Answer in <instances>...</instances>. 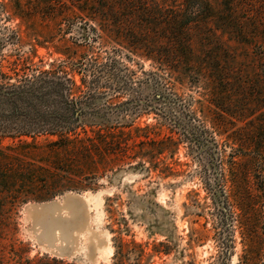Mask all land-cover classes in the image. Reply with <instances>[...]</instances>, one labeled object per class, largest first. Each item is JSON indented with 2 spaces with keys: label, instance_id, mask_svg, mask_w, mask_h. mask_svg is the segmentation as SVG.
Listing matches in <instances>:
<instances>
[{
  "label": "rangeland",
  "instance_id": "374dc122",
  "mask_svg": "<svg viewBox=\"0 0 264 264\" xmlns=\"http://www.w3.org/2000/svg\"><path fill=\"white\" fill-rule=\"evenodd\" d=\"M38 1L0 0L3 55H30L47 64L100 51L92 31ZM236 1L242 5L237 14L256 25L259 35L256 47L240 49L252 62L254 53H264V0ZM1 3H8L7 11ZM19 5L27 10L24 16L11 15ZM123 63L119 79L84 86L83 93H107L97 99L106 110L86 119L116 127L114 139L126 143L110 151L98 146L89 154H40L72 169L61 183L85 186L18 204L0 224V264H264V148L231 150L208 103H196V89L173 85L166 75L158 83L151 61L135 57ZM75 78L80 84V75ZM169 88L187 100L196 121L165 93ZM163 92L167 97L157 101ZM227 129L233 136L234 128ZM70 197L83 203L84 216L70 224V230L80 225L76 240L64 244L37 226L34 209L61 206Z\"/></svg>",
  "mask_w": 264,
  "mask_h": 264
},
{
  "label": "trees",
  "instance_id": "16d2710c",
  "mask_svg": "<svg viewBox=\"0 0 264 264\" xmlns=\"http://www.w3.org/2000/svg\"><path fill=\"white\" fill-rule=\"evenodd\" d=\"M38 3L53 15L79 21L84 29L92 31L100 51L77 61L47 64L33 62L30 55L11 59L0 52L1 225L18 204L51 200L85 186L61 183L72 169L59 158L40 154H89L98 146L108 151L124 146L126 141L114 139L116 127L86 119L88 113L106 110L97 104V99L107 93L88 89L103 79H119L124 59L151 61L156 70L150 73L158 83L163 84L160 79L166 75L173 85L196 89L200 97L196 103L200 108L204 101L208 103L214 124L223 125L224 133L220 134H228L226 143L231 144V150L246 144L264 148V53L252 51V62L241 55L242 46H257L259 35L256 25L237 14L242 5L236 0ZM1 4L7 11L8 3ZM23 7L19 5L11 15L23 17L27 11ZM4 45L0 41V48ZM76 74L80 75V84ZM84 86L88 89L83 93ZM171 90L165 93L196 121V111L182 95ZM156 95L157 101L167 97L164 92ZM230 127L234 128L233 136L229 135ZM235 131L243 135L235 138ZM39 138L45 140L40 142Z\"/></svg>",
  "mask_w": 264,
  "mask_h": 264
},
{
  "label": "bare ground",
  "instance_id": "6f19581e",
  "mask_svg": "<svg viewBox=\"0 0 264 264\" xmlns=\"http://www.w3.org/2000/svg\"><path fill=\"white\" fill-rule=\"evenodd\" d=\"M65 201L61 206L45 204L34 209L37 226L42 227L44 232L53 240H61L64 244L75 239L76 230L80 226L70 230V224L78 220L82 222L80 219H83L84 216V208L80 207L82 202L79 199L70 197ZM62 212H65V215ZM80 214L83 216L81 217ZM79 222L77 223L79 224Z\"/></svg>",
  "mask_w": 264,
  "mask_h": 264
}]
</instances>
